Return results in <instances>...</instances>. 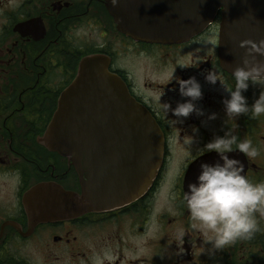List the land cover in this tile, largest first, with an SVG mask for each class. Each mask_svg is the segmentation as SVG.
Wrapping results in <instances>:
<instances>
[{"label": "flooded vegetation", "instance_id": "af4514ba", "mask_svg": "<svg viewBox=\"0 0 264 264\" xmlns=\"http://www.w3.org/2000/svg\"><path fill=\"white\" fill-rule=\"evenodd\" d=\"M221 19L218 11L186 41L155 43L123 32L105 0H0V264H264V217L259 213L261 231L252 239L209 255L183 201L199 163L218 159L205 144L223 135L226 121L222 100L227 93L219 82L208 84L204 75L213 69L235 85L219 54ZM260 24L264 39L263 17ZM92 55L108 59V70L159 126L162 163L150 188L123 205L40 221L26 210L28 192L39 185L82 192L74 167L45 135L80 62ZM181 63L198 67L181 68ZM174 69L183 79L195 76L203 91L199 104L219 114L207 127L195 115L183 125L174 124L158 103L161 93V102L173 108L185 99L178 85L173 89L175 80L168 84ZM261 90L260 85L249 86L244 93L249 104ZM228 124L234 125L238 141L250 139L259 150L255 159L238 150L229 155L244 163L250 181L264 182V117L242 115ZM192 125L200 132L189 144ZM179 229L185 232L183 240L177 239Z\"/></svg>", "mask_w": 264, "mask_h": 264}, {"label": "water", "instance_id": "95a60500", "mask_svg": "<svg viewBox=\"0 0 264 264\" xmlns=\"http://www.w3.org/2000/svg\"><path fill=\"white\" fill-rule=\"evenodd\" d=\"M105 1L123 32L155 43L186 41L220 11L219 54L230 72L242 63L239 41L261 39L264 0H120L117 7ZM108 63L102 55L85 57L59 99L45 138L50 135L51 148L74 167L82 192L58 185L28 192L26 210L40 221L123 205L150 188L161 166L164 139L159 126L108 70Z\"/></svg>", "mask_w": 264, "mask_h": 264}, {"label": "clouds", "instance_id": "9594fccd", "mask_svg": "<svg viewBox=\"0 0 264 264\" xmlns=\"http://www.w3.org/2000/svg\"><path fill=\"white\" fill-rule=\"evenodd\" d=\"M113 7H117L120 0H110ZM218 46V45H217ZM239 48L244 49L242 63L232 71L235 85L230 86L212 69L204 75L205 81L215 86L220 83L227 96L223 98V112L226 117L223 135H214L205 144L208 153L215 152L218 159L213 162L201 161L198 175L194 182L187 184L183 193V201L189 213L191 227L200 234L201 240L208 245V254L215 255L237 240H249L261 231L256 214L264 217V182L253 183L244 175V163L231 157L229 154L238 150L246 158L255 159L259 155L257 147L250 139L238 141L233 133L234 125L228 122L235 121L242 115L251 119L264 117V39L255 41L243 39L239 41ZM181 68L197 65L178 64ZM170 74L168 84L175 80L173 89L178 85V92L182 102L178 101L173 108L169 102L158 103L166 112L171 113L172 123L183 125L184 122L195 115L202 118L200 125L207 127L209 122L219 118L217 112H206L199 104L203 99L201 83L195 76L183 79ZM250 85H260L262 90L258 97L249 104L244 95ZM200 127L191 126V135L186 143H193L199 135ZM233 145L236 148H233ZM185 232L179 229L177 239L183 240Z\"/></svg>", "mask_w": 264, "mask_h": 264}]
</instances>
